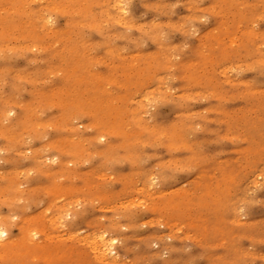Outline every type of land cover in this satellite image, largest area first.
Masks as SVG:
<instances>
[{"label": "rangeland", "instance_id": "obj_1", "mask_svg": "<svg viewBox=\"0 0 264 264\" xmlns=\"http://www.w3.org/2000/svg\"><path fill=\"white\" fill-rule=\"evenodd\" d=\"M0 206V264H264V0H0Z\"/></svg>", "mask_w": 264, "mask_h": 264}, {"label": "bare ground", "instance_id": "obj_2", "mask_svg": "<svg viewBox=\"0 0 264 264\" xmlns=\"http://www.w3.org/2000/svg\"><path fill=\"white\" fill-rule=\"evenodd\" d=\"M42 1V0H41ZM113 2V1H112ZM168 2V1H167ZM117 3H119V2H117ZM121 4V3H120ZM111 5V4H110ZM116 5V4H115ZM119 5V4H118ZM122 5V4H121ZM120 5V6H121ZM141 5V4H140ZM133 6V5H132ZM117 7V6H116ZM53 8V7H52ZM114 8H115V6H114ZM179 8V7H178ZM212 8V7H211ZM65 10V9H64ZM119 11V10H118ZM122 11L123 12H125V10L124 9H122ZM135 11V10H134ZM175 11H177L176 9H175ZM120 12V14L122 13L121 11H119ZM143 12V11H142ZM185 13H186V11H184ZM189 12V11H188ZM149 13V12H148ZM154 13V12H153ZM178 13V12H177ZM185 13H183V14H185ZM152 14V13H151ZM137 15V14H136ZM147 15V14H146ZM153 15V14H152ZM155 16V15H154ZM63 17V16H62ZM148 17V16H147ZM164 17V16H163ZM173 17H174V15H173ZM161 18V17H160ZM49 19V18H48ZM171 19V18H170ZM169 19V20H170ZM50 20V19H49ZM124 20V19H123ZM148 20V19H147ZM163 20V19H162ZM48 21V20H47ZM121 21H122V19H121ZM153 23H155V22H153ZM50 24V23H49ZM125 24V23H124ZM46 25H47V23H46ZM139 25H141V24H139ZM253 27V26H252ZM118 28V27H117ZM143 28V27H142ZM166 28H168V27H166ZM210 28V27H209ZM238 29H240V28H238ZM262 29V28H261ZM49 31V30H48ZM49 33V32H48ZM121 33V32H120ZM27 34V33H26ZM122 34V33H121ZM28 35V34H27ZM123 37V36H122ZM124 38V37H123ZM172 39V38H171ZM174 39V38H173ZM174 41V40H173ZM9 45V44H8ZM30 45V44H29ZM28 45V46H29ZM5 46V45H4ZM10 46V45H9ZM153 46V45H152ZM6 47V46H5ZM34 47V46H33ZM148 47V46H147ZM139 54V53H138ZM133 55V54H132ZM131 55V56H132ZM127 56V55H126ZM4 63V62H3ZM6 63V62H5ZM7 64V63H6ZM132 65V64H131ZM116 66V65H115ZM228 67V66H227ZM226 67V68H227ZM133 68V67H132ZM228 69V68H227ZM231 69V68H230ZM225 70V69H224ZM170 71V70H169ZM137 72V71H136ZM188 74V73H187ZM142 75V74H141ZM186 76V75H185ZM142 77V76H141ZM10 78V77H9ZM7 80H9L8 78H7ZM60 80V79H59ZM143 80V79H142ZM144 81V80H143ZM173 86V85H172ZM141 87V86H140ZM15 90V89H14ZM62 91V90H61ZM151 92V91H150ZM155 92V91H154ZM186 95V94H185ZM143 99V98H142ZM135 101V100H134ZM63 103V102H62ZM21 110V109H20ZM215 110V109H214ZM154 113H156V112H154ZM10 114V113H9ZM12 114V113H11ZM171 126H172V124H171ZM101 139H103V138H101ZM73 140V139H72ZM162 149V148H161ZM157 150H159V149H157ZM156 152V151H155ZM51 153H53V152H51ZM254 153V152H253ZM82 154H84V153H82ZM53 158H55V157H53ZM52 159V158H51ZM32 163V162H31ZM262 175V174H261ZM259 176H260V174H259ZM48 179V178H47ZM18 183V182H17ZM216 184V183H215ZM207 185V184H206ZM21 186V185H20ZM217 186V185H216ZM219 186V185H218ZM19 189H21L20 187H19ZM18 189V190H19ZM104 196V195H103ZM102 196V197H103ZM48 199V198H47ZM75 200V199H74ZM106 200V199H105ZM72 201V200H71ZM48 202V201H47ZM1 207V206H0ZM65 207V206H64ZM1 209V208H0ZM65 209H67V208H65ZM1 211V210H0ZM46 212H48V211H46ZM58 217H60V215L58 216ZM52 218V217H51ZM55 220H57L56 218H57V216H56V218H55V216L53 217ZM52 218V219H53ZM12 219H14V217H12ZM60 219V218H59ZM60 221H61V219H60ZM50 222V221H49ZM106 223V222H105ZM58 224V223H57ZM61 226V225H60ZM63 226V225H62ZM202 227V226H201ZM11 231V230H10ZM102 232V231H101ZM35 234V233H34ZM104 234V233H103ZM68 235V234H67ZM100 235V234H99ZM102 235V234H101ZM8 236V234H7V232H6V230L0 225V255L1 256H9V254H10V251L12 250V248L14 247V244H15V240L14 239H11V238H8L7 237ZM53 236V235H52ZM96 236V235H95ZM103 236L104 235H102V237H101V239H103ZM35 237V236H34ZM48 237V236H47ZM77 237V236H76ZM89 234H88V239H89ZM29 238H31V237H29ZM71 238H72V236H71ZM84 238H87V236L86 237H84ZM94 238V237H93ZM92 238V239H93ZM57 239V238H56ZM82 239V238H81ZM91 239V240H92ZM95 239V238H94ZM94 239H93V241L92 242H94ZM98 239V238H97ZM31 240V239H30ZM32 240H33V238H32ZM34 240H36L35 238H34ZM83 240V239H82ZM99 240V239H98ZM104 240V239H103ZM112 240H114V241H110V243H113V242H115V240L116 239H112ZM29 241V240H28ZM84 241V240H83ZM88 241V240H87ZM97 242V241H96ZM100 243H102V242H100ZM105 243V242H104ZM91 244V243H90ZM93 244H96V243H93ZM98 246V245H97ZM97 246H94L93 248H94V250L92 251V252H101V251H103L102 249H99ZM110 247V246H109ZM117 247V246H116ZM92 248V249H93ZM101 248V247H100ZM106 248H107V246H106ZM111 248V247H110ZM35 251H37L38 250V248H36V247H34L33 248ZM116 249V248H115ZM90 250H91V248H90ZM107 250V249H106ZM108 251H110V249L108 250ZM105 251H103L102 252V256H105V253H104ZM107 252V251H106ZM111 253H114L113 251H110ZM3 254V255H2ZM121 254V253H120ZM98 255H100V253H98ZM96 256V255H95ZM94 256V257H95ZM102 256H100L101 258H105V257H102ZM97 257V256H96ZM99 257V256H98ZM115 258H118V257H116L115 256ZM114 258V259H115ZM98 259V258H97ZM33 260H35L34 258H33ZM116 260V259H115ZM98 261V260H97ZM110 261V260H109ZM109 261L107 262V263H109ZM114 261V260H113ZM117 261V260H116ZM102 263V262H101Z\"/></svg>", "mask_w": 264, "mask_h": 264}]
</instances>
